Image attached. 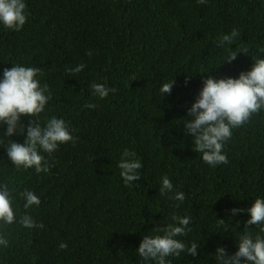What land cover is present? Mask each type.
<instances>
[{
  "label": "trees",
  "instance_id": "16d2710c",
  "mask_svg": "<svg viewBox=\"0 0 264 264\" xmlns=\"http://www.w3.org/2000/svg\"><path fill=\"white\" fill-rule=\"evenodd\" d=\"M25 3L21 31L0 24V78L16 64L40 68L37 79L52 94L40 123L63 118L78 139L51 156L41 153L52 166L40 174L17 171L0 147V182L38 195L41 204L29 214L45 226H8L9 247L0 245V264H138L143 236L154 235L152 229L171 223L173 215L191 217V231L178 239L197 243L198 254L168 257L170 264H216L218 246L234 253L250 217L246 212L230 217L229 210L264 197V111L233 129L224 147L229 163L216 167L202 161L180 122L203 86L202 75L235 78L250 70L251 57L264 47V0ZM233 29L240 33L234 45L218 48L217 39ZM241 46L248 54L222 64ZM79 64L85 65L80 73L66 71ZM173 79L171 94L163 97L160 87ZM94 82L117 91L101 100L92 95ZM86 103L96 107L85 108ZM11 139L22 143L24 137ZM125 149L143 165L141 178L128 187L117 167ZM165 175L174 192L185 194L178 208L179 202L168 198L173 193L159 195ZM23 203L17 196V221ZM217 219L225 220L223 227ZM249 227L253 235L259 231ZM61 242L66 249L59 248Z\"/></svg>",
  "mask_w": 264,
  "mask_h": 264
},
{
  "label": "clouds",
  "instance_id": "9594fccd",
  "mask_svg": "<svg viewBox=\"0 0 264 264\" xmlns=\"http://www.w3.org/2000/svg\"><path fill=\"white\" fill-rule=\"evenodd\" d=\"M207 0H197L204 4ZM27 5L25 0H0V24L10 31H21L27 22ZM240 33L233 29L230 34L219 37L216 41L218 48L234 45ZM249 49L241 46L230 51L222 64L232 63L238 53L248 54ZM264 47H258L257 54L252 56L253 64L250 70L241 71L238 77L216 78L209 74L202 75L203 86L200 88L195 101L187 108V114L182 117L183 132L193 140V149L201 154L202 161L211 167L228 164L224 153L225 143L232 138L233 129L247 125L253 115L264 111ZM87 55L91 56L89 51ZM221 64V65H222ZM85 68L79 64L75 68L66 69L70 75L80 73ZM208 73V72H207ZM42 72L37 67H27L20 64L11 68H4L0 78V127L5 130L0 135V147L6 151L7 158L17 171L34 169L36 174L48 173L50 165L45 155L51 156L62 144H75L78 137L72 135L70 124L63 118L52 116L42 125L40 114L45 111L52 94L48 84H41L37 79ZM191 75L185 77L187 86ZM135 80V77L132 78ZM175 79L163 83L159 89L165 97L170 95ZM92 95L105 99L109 93H115L116 88H109L106 84L92 83ZM85 108L94 109L95 104L86 103ZM22 117L29 118L27 124ZM191 118V119H189ZM22 136V143L11 139ZM134 151L125 149L117 164L120 177L126 187L141 178L140 169L143 167ZM15 193V195H13ZM178 201V208L185 200L183 192L173 191V184L167 175L161 178L160 196ZM23 199V214L17 221L16 209L13 204L16 197ZM41 200L32 190L24 189L17 192L10 187L9 182H0V245L9 247L8 226L19 223L23 228H44L43 223H37L29 214L33 206L39 207ZM230 217L240 213H247L249 219L244 221V231L237 239V250L229 254L223 246H218L215 252L216 264H264V197H258L250 207L232 208ZM172 222L163 226L156 225L152 231L154 235H144L136 251L140 258L138 264H170L168 257H180L181 254L196 257L198 245L192 242L190 246L178 237L186 236L191 228V217L173 215ZM217 227H223L225 220L217 219ZM239 223V222H238ZM249 226H257L259 231L253 235ZM61 250L67 248L65 242L59 245Z\"/></svg>",
  "mask_w": 264,
  "mask_h": 264
}]
</instances>
